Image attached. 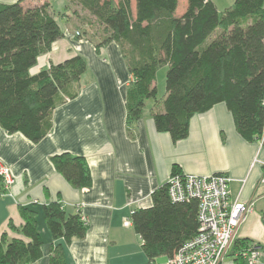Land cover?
<instances>
[{
	"label": "trees",
	"instance_id": "obj_1",
	"mask_svg": "<svg viewBox=\"0 0 264 264\" xmlns=\"http://www.w3.org/2000/svg\"><path fill=\"white\" fill-rule=\"evenodd\" d=\"M24 1L0 3V127L36 143L51 130L53 111L78 95L86 62L75 55L31 72L63 31L48 2L24 7ZM72 1L92 18L83 22L92 30L84 36L95 50L110 42L120 49L132 78L125 97L128 125L152 100L155 130L175 143L187 136L194 115L223 103L241 138L264 143V0H234L222 11L210 0H185L179 16V0H134L133 10L131 0ZM161 67L164 95L157 99L154 81ZM50 161L72 188L90 186L84 157L63 152ZM177 173L173 166L171 174ZM18 213L22 224L9 223L8 229L22 238L1 234L0 264H32L42 255L36 212L18 205ZM196 214L197 202H171L166 184L151 193L149 207L131 213L148 264L172 256L195 235ZM42 216L52 238L48 264H66L65 248L84 237L87 224L57 200L42 206Z\"/></svg>",
	"mask_w": 264,
	"mask_h": 264
},
{
	"label": "crops",
	"instance_id": "obj_2",
	"mask_svg": "<svg viewBox=\"0 0 264 264\" xmlns=\"http://www.w3.org/2000/svg\"><path fill=\"white\" fill-rule=\"evenodd\" d=\"M210 1L218 11L234 2ZM42 2H48L52 11L55 7L67 10V2L73 4L72 13L80 10L72 0L23 3L34 6ZM185 7V0H179L175 14L181 15ZM72 13H65L63 19L73 20ZM87 38L77 40L65 30L31 69L37 72L75 55L86 62L78 95L53 111L49 133L33 143L20 133L7 134L0 127V160L14 177L10 195L0 197V236L6 233L8 238H22L10 231L8 224H22L18 205L33 209L42 255L32 264H48L52 238L41 213L44 204L57 200L80 212L87 224L84 237L73 239L65 248L66 264H148L130 215L137 208L151 205V193L166 183L176 166L181 174H225L230 179V200L251 204L221 264H246L237 255L242 247L237 241L242 240L260 249L256 264H264V188L259 183L264 143L241 138L223 103L194 115L187 136L175 143L169 134L155 130L150 115L152 100L145 102L141 118L128 125L125 97L131 76L120 49L110 42L97 52ZM63 152L85 158L91 177L89 187L74 189L55 171L50 159ZM127 219L129 224L125 225Z\"/></svg>",
	"mask_w": 264,
	"mask_h": 264
},
{
	"label": "built area",
	"instance_id": "obj_3",
	"mask_svg": "<svg viewBox=\"0 0 264 264\" xmlns=\"http://www.w3.org/2000/svg\"><path fill=\"white\" fill-rule=\"evenodd\" d=\"M263 139H261V142ZM14 177L7 164L0 160V197L10 195ZM230 179L222 173L210 175L171 174L166 181L167 194L171 202H197V230L165 264H221L232 247L237 231L251 204L231 201L228 184ZM264 188V163L259 180ZM81 220L86 223L80 213ZM129 224V219L125 222ZM237 255L246 264H256L261 251L252 243L241 248Z\"/></svg>",
	"mask_w": 264,
	"mask_h": 264
},
{
	"label": "rangeland",
	"instance_id": "obj_4",
	"mask_svg": "<svg viewBox=\"0 0 264 264\" xmlns=\"http://www.w3.org/2000/svg\"><path fill=\"white\" fill-rule=\"evenodd\" d=\"M24 7H27L28 4H24ZM67 10L63 11V9H61V7H55V11L53 10V14L56 17L55 19L58 21V23L61 26L62 31L64 32L65 30L70 31L71 36H73L74 38H76L77 40H81L84 37V33L88 34L90 32H92V30H90L88 27L86 28V25L83 24V22H86L87 20L91 19V17H89L87 14H83L80 10H74L76 11L73 20L65 21L63 18V15H66L65 13H69V15L73 12V4L68 3L67 2ZM132 9H134V5L133 3L131 4ZM73 14V13H72ZM73 27V28H71ZM77 29L79 30V33L77 32ZM86 37V36H85ZM86 39V38H85ZM53 64V63H50ZM165 67H161L157 70L156 72V78L154 81V85L156 87L157 90V99H160L164 93V75H165ZM132 78H129V83L131 82ZM128 83V84H129ZM42 215V213H41ZM166 262V256H160L158 258L155 259V264H165Z\"/></svg>",
	"mask_w": 264,
	"mask_h": 264
}]
</instances>
